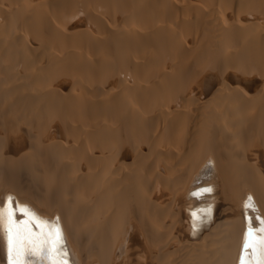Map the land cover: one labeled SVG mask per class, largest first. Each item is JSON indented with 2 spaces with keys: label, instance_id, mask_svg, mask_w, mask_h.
Instances as JSON below:
<instances>
[{
  "label": "bare ground",
  "instance_id": "6f19581e",
  "mask_svg": "<svg viewBox=\"0 0 264 264\" xmlns=\"http://www.w3.org/2000/svg\"><path fill=\"white\" fill-rule=\"evenodd\" d=\"M262 220L264 0H0V264H261Z\"/></svg>",
  "mask_w": 264,
  "mask_h": 264
},
{
  "label": "snow or ice",
  "instance_id": "6c2138e0",
  "mask_svg": "<svg viewBox=\"0 0 264 264\" xmlns=\"http://www.w3.org/2000/svg\"><path fill=\"white\" fill-rule=\"evenodd\" d=\"M245 207L248 208L249 206L246 205ZM12 216H13V212L10 211V212H9V215H8V219H9V221H11ZM261 223L264 224V220H262ZM9 231H11V229H9ZM261 231H264V228H262ZM251 232H252V229H249V233H251ZM59 236H60V233H59V230L57 229V237L59 238ZM245 243L247 244L248 241H246ZM262 244H264V241H262ZM261 264H264V261H261Z\"/></svg>",
  "mask_w": 264,
  "mask_h": 264
}]
</instances>
